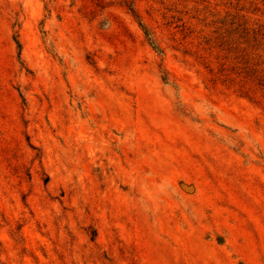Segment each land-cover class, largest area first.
Masks as SVG:
<instances>
[{
    "label": "rangeland",
    "instance_id": "obj_1",
    "mask_svg": "<svg viewBox=\"0 0 264 264\" xmlns=\"http://www.w3.org/2000/svg\"><path fill=\"white\" fill-rule=\"evenodd\" d=\"M0 264H264V0H0Z\"/></svg>",
    "mask_w": 264,
    "mask_h": 264
}]
</instances>
